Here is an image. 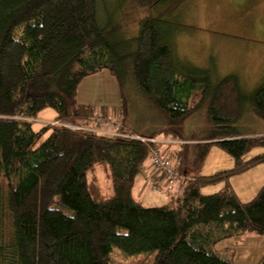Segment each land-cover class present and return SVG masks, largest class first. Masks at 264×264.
<instances>
[{"label":"trees","instance_id":"1","mask_svg":"<svg viewBox=\"0 0 264 264\" xmlns=\"http://www.w3.org/2000/svg\"><path fill=\"white\" fill-rule=\"evenodd\" d=\"M98 16V0H0V224L6 217L11 225L9 235L0 225V264H110L114 247L127 255L155 251V264H238L235 253L224 257L216 246L249 234L264 238V186L241 203L230 182L264 165V153L244 159L264 149V136L244 137L234 126L245 105L238 77L215 85L210 71L177 64L159 19L141 20L132 49ZM121 45L129 47L141 93L168 119L165 137H181L189 117L209 104V141L162 149L176 172L193 165L178 190L165 192L167 205L144 207L134 197L136 178L151 163L146 144L14 119L51 110L60 121L101 116L129 129L126 100L97 108L77 99L83 81L102 71L121 82ZM248 102L264 121V84ZM214 146L234 167L200 175ZM147 174L151 186L163 180L151 166ZM219 184L220 191L202 193Z\"/></svg>","mask_w":264,"mask_h":264},{"label":"rangeland","instance_id":"2","mask_svg":"<svg viewBox=\"0 0 264 264\" xmlns=\"http://www.w3.org/2000/svg\"><path fill=\"white\" fill-rule=\"evenodd\" d=\"M177 1L142 6L138 0H98V18L103 24L112 23L106 25L117 30L116 40H121L124 44L131 42L132 49L135 46L133 39L140 34L141 20L159 19L164 38L170 42L177 64L210 71L215 85L231 75L238 77L245 105L244 117L234 126L244 136H264V121L253 114L248 102L254 90L264 84V0H183L176 5ZM128 49L129 47L121 45L117 50L122 57L119 62L122 70L119 74L121 82L109 71H102L83 81L77 99L83 104H92L97 108L103 105L120 106L126 100L129 132L133 133L135 131L131 130L136 129L144 134L154 133L165 137L163 130L167 128L168 119L141 93L133 74ZM208 106L209 104L204 103L198 112L189 117L183 126L181 137L167 138L197 142V145L209 141L212 124ZM54 114L55 112L46 110L39 119L54 120ZM35 127L43 126L35 123ZM181 148V145H173L171 150L179 151ZM262 153L264 149L257 148L247 153L244 159L250 160ZM150 166L149 162L136 178L134 197L144 207L167 205L170 195L165 192L156 194V185L151 186L147 182ZM233 167L234 160L214 146L198 172L200 175L210 176ZM183 172L177 171L181 179L176 190L180 188L181 182L191 177L192 163L185 164ZM230 182L239 196V201L248 203L264 186V165L236 176ZM222 188V184L209 186L203 188L202 193L214 194ZM64 211L71 214L69 210ZM0 225L2 232L9 235V219L4 217ZM216 249L224 257L235 253L242 263L257 264L264 253V238L249 234L221 242ZM111 254L110 264H155L157 258L155 251L127 255L118 247H114Z\"/></svg>","mask_w":264,"mask_h":264},{"label":"built area","instance_id":"3","mask_svg":"<svg viewBox=\"0 0 264 264\" xmlns=\"http://www.w3.org/2000/svg\"><path fill=\"white\" fill-rule=\"evenodd\" d=\"M15 120L24 121L28 123H38L42 126L48 125L52 127H59L63 129H69L73 132H82V133H92V134H103L108 137H115L119 139H128V140H136L144 145L146 144L150 148L151 152V169L153 172H159L163 176V180L158 186L154 188L156 194H162L164 192H168L169 190L174 189L177 185H179L181 177L179 173H177L174 169L173 163L164 157L162 153V149L171 148L173 145H190L195 144V142L181 141L177 139H169L167 137H151L148 135H142L135 132H129L128 130H124L122 128V124L119 120H108L104 119L101 116L95 117L91 119V123H74L70 121H60V120H46L40 121L39 118H28L25 116H17L14 117Z\"/></svg>","mask_w":264,"mask_h":264},{"label":"crops","instance_id":"4","mask_svg":"<svg viewBox=\"0 0 264 264\" xmlns=\"http://www.w3.org/2000/svg\"><path fill=\"white\" fill-rule=\"evenodd\" d=\"M54 117H55V114H54ZM244 137H253V136H252V135H245ZM148 181H149V180H148ZM148 181H147V182H148ZM238 237H241V236H238ZM234 239H237V238H234ZM225 242H226V241H225ZM228 249H229V248H228ZM228 249H226V250H228ZM261 257H262V256H261ZM261 257H260V258H261ZM235 259H236V262H237L238 264H244V263H242V262L240 261V259L237 258V256H236ZM261 259H262V258H261ZM261 259H260V261H261ZM260 261H259V262H260ZM257 264H258V263H257Z\"/></svg>","mask_w":264,"mask_h":264}]
</instances>
